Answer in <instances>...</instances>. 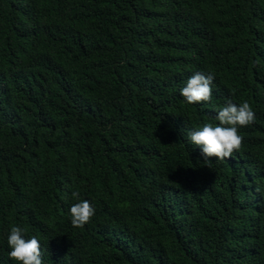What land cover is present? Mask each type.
I'll return each instance as SVG.
<instances>
[{
    "label": "trees",
    "instance_id": "obj_1",
    "mask_svg": "<svg viewBox=\"0 0 264 264\" xmlns=\"http://www.w3.org/2000/svg\"><path fill=\"white\" fill-rule=\"evenodd\" d=\"M228 100L255 120L205 161ZM13 226L42 264H264V0H0V264Z\"/></svg>",
    "mask_w": 264,
    "mask_h": 264
},
{
    "label": "clouds",
    "instance_id": "obj_2",
    "mask_svg": "<svg viewBox=\"0 0 264 264\" xmlns=\"http://www.w3.org/2000/svg\"><path fill=\"white\" fill-rule=\"evenodd\" d=\"M214 79L213 73L205 75L196 72L187 80L180 94L189 104L208 102L211 100ZM215 119L219 121L218 125L206 123L188 133L190 141L200 148L205 161L211 160L212 157L224 160L230 158L233 152L239 151L243 137L239 135L238 129L252 124L255 113L247 101L237 105L228 100L226 106L218 111ZM79 195L78 191L72 192L74 199H79ZM94 214L95 209L88 200L74 203L70 207L73 227H83ZM26 231L19 226L11 227L7 237V244L11 249L8 253L9 258L19 264H42L40 241L35 236L25 239Z\"/></svg>",
    "mask_w": 264,
    "mask_h": 264
}]
</instances>
